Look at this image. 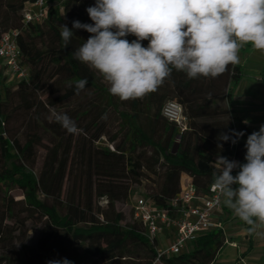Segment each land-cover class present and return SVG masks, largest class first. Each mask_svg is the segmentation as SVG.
Masks as SVG:
<instances>
[{
	"label": "trees",
	"instance_id": "16d2710c",
	"mask_svg": "<svg viewBox=\"0 0 264 264\" xmlns=\"http://www.w3.org/2000/svg\"><path fill=\"white\" fill-rule=\"evenodd\" d=\"M47 1V17L26 23L23 12L36 0H0V36L11 29L19 30L17 42L22 63L30 70L29 80L18 83L34 94L42 89L49 92L47 100L31 96L23 101L21 107L33 116L34 123L23 140L20 129L10 126L18 108L13 105L9 88L5 97H0V264H30V259L15 257L12 252L16 244L23 243L47 250L48 256L41 264L65 258L71 264H89L96 258L111 261L125 257L131 243L146 248L148 260L143 264H215L226 242L224 228L205 230L191 242V250L157 260L158 253L144 234L143 225L135 218L132 223L123 224L125 215L116 209L115 202L129 196L125 179L138 181L142 176L144 164L134 157L141 148L153 149L158 156L156 162L164 159L160 189L146 194L154 204L163 207L180 192L183 174L189 175L201 193H206L213 183L212 164L217 155L234 154L245 159L243 140L254 131L242 118L231 116V85L241 81L242 67L230 65L214 79H189L184 72L173 70L156 92L133 100L132 112H120L125 133L115 150L99 148L95 142L107 133L106 118L103 119L107 109L103 107L115 105L116 97L109 94L97 72L73 58L71 53L85 41L79 29H73L71 43L64 48L60 25L72 28L75 19H67L71 0ZM126 39L131 42L136 37L129 35ZM142 43L146 47L148 41ZM85 77L86 88L75 94V81ZM0 78L6 80L2 72ZM82 96L66 114L81 129L83 137L66 136L59 123L43 117V109L60 108ZM220 98H227L228 105L216 106L214 102ZM174 99L184 107L188 124L184 131L176 132V124L162 114L165 103ZM160 129L162 134L166 133L164 141L157 139ZM233 130L244 133L237 143L233 144L231 139L217 140L222 132L235 139ZM175 137L179 138L176 152ZM45 140L52 146L36 171L38 151ZM10 186L19 187L24 199L15 201L8 196ZM95 195L108 197V209L101 211L103 219L98 215ZM16 204L24 205L25 212H36L45 218L42 236L32 240L23 236L25 221Z\"/></svg>",
	"mask_w": 264,
	"mask_h": 264
},
{
	"label": "clouds",
	"instance_id": "9594fccd",
	"mask_svg": "<svg viewBox=\"0 0 264 264\" xmlns=\"http://www.w3.org/2000/svg\"><path fill=\"white\" fill-rule=\"evenodd\" d=\"M86 11L93 23L74 20L71 29L60 25L64 48L73 29L90 33L71 54L97 72L109 94L121 101L156 92L173 70L189 79L217 78L240 63L239 52L248 44L264 54V0H95ZM129 35L136 39L129 42ZM87 84L86 77L75 81V94ZM53 117L69 134L80 133L66 113L53 112ZM243 135L233 130L232 139L222 132L217 140L235 144ZM245 148L242 164L217 155L212 189L251 234L264 238V124L248 135Z\"/></svg>",
	"mask_w": 264,
	"mask_h": 264
},
{
	"label": "rangeland",
	"instance_id": "374dc122",
	"mask_svg": "<svg viewBox=\"0 0 264 264\" xmlns=\"http://www.w3.org/2000/svg\"><path fill=\"white\" fill-rule=\"evenodd\" d=\"M94 4H95V0H71V9L67 14V19L70 21H72V19L79 20L81 23H88V24L93 23L90 20L86 9L90 6H93ZM0 10L2 11L1 8ZM79 30L81 36L86 41L91 34L83 29H79ZM1 72L4 75L3 70L0 66V73ZM102 81L106 86H108L107 83L103 80V78ZM7 88H9L10 90V96L14 102L13 105L16 108H18L16 113H14V118L11 120L10 126H15L16 128L20 129L19 136L23 140L25 137V132L31 130L34 127V123L32 120L33 116L28 115L24 110V108L21 107L23 105L22 104L23 101L28 98L30 99L31 96L37 97L41 101L47 100L46 98L48 97L49 92L48 90H44V89L39 90L35 94L31 93L29 89L28 92L26 88L20 86L17 80L14 77H12L10 74L8 75V78L6 77V80H2L0 78V97H5V91ZM254 93H253L255 97L254 101L264 105V94H260L258 92H254ZM82 98L83 96L77 98L76 100L69 101V103H65L60 108L58 107L54 109H48V108L43 109V117L48 118L49 121L55 120L53 119L54 118L53 112L67 113V111L73 110L78 104V101ZM214 104L216 106H226V103L223 98L216 99V102H214ZM142 106L143 107H141V109L144 110L145 113L147 110L144 107V105ZM133 107H134L133 100L121 101L117 97H116L115 105L113 106L105 105V107H103V110L107 109L105 116L103 118V119L106 118L107 133L103 135L98 141L95 142V146L99 148L109 147L111 150H115L116 144L123 140V135L125 133V128L123 127V122L120 112L122 110L125 111L130 110L132 112ZM262 112L264 113V110ZM63 130L66 136L69 135V133L64 128ZM95 130L96 128H93L92 132H94ZM160 131L161 132L159 133L157 139L164 141V138H166V133L162 134L163 129H160ZM178 131H181V129L180 126L176 124V132ZM73 136L83 137L84 135L82 131H80L79 134ZM112 139L114 140L112 141ZM86 140L88 142L89 140L88 137L86 138ZM246 140L247 139H244L243 141L246 143ZM178 141L179 138L175 137V144ZM51 146L52 143L48 140H45V143L39 148L37 163L35 167L36 171L39 170L40 167L42 166L44 157L48 152V148ZM152 150L153 149H151L150 147L141 148L134 154V157L136 156L144 164L141 178L138 181H134V179H125V181H123L126 182V184H129V188H130L129 196L128 198H123L115 202L116 209L118 211L123 212L125 215L123 224L133 222L134 213L132 210V203L135 199V195L138 193L148 194V193L156 192L160 189L161 184L163 182L164 168L162 166V163L164 162V159L159 158V161L156 162L158 156L157 154L153 153ZM241 162L245 163L246 161L244 159L241 160ZM182 183H183V179L181 178V184ZM7 190H8V196L12 197L15 201L24 199L23 191L19 187L10 186L9 188H7ZM94 201L95 202L97 201L96 208L97 211H99L98 215L101 219H103L104 216L101 214V211L108 209V197L107 196L98 197L97 195H95ZM15 208L17 211H19V213H21L20 216L25 221V224L23 225V229H22L24 232L23 236L29 240L37 239L40 236H42L45 218L41 217L36 212L30 214L28 212L23 211L25 207L22 204H16ZM158 239L160 242L159 248L165 247L167 241L162 236H159ZM192 248H193V244L190 242L187 244L185 251L191 250ZM0 250L2 249L0 248ZM12 252H14L15 257L21 256L23 258L30 259V264H41V260H43L45 257L48 256V252L46 249H44L42 246L35 245L32 243L16 244ZM146 260H148V252L146 248L139 243L137 244L131 243L125 257L116 258L111 261H106L103 260L102 258H96L92 263L89 264H143L146 262Z\"/></svg>",
	"mask_w": 264,
	"mask_h": 264
},
{
	"label": "built area",
	"instance_id": "2783aa9c",
	"mask_svg": "<svg viewBox=\"0 0 264 264\" xmlns=\"http://www.w3.org/2000/svg\"><path fill=\"white\" fill-rule=\"evenodd\" d=\"M49 6L47 0H36L33 6L24 10V21L44 20ZM18 34V29H11L0 36V66L4 76L8 78L10 74L17 82H21L29 80L30 70L22 63ZM162 114L180 126L181 131L188 128L184 107L179 101H167ZM227 158L242 164L234 154ZM235 173L236 170L233 175ZM223 204V197L213 191L212 184L206 193H201L193 181L188 179L181 184L180 192L168 201L167 207L156 205L148 195L138 193L132 203V210L134 218L143 225L144 234L156 248L159 260L164 255L180 254L203 231L223 228L218 219ZM159 236L167 241L165 247L159 248Z\"/></svg>",
	"mask_w": 264,
	"mask_h": 264
},
{
	"label": "crops",
	"instance_id": "0c3cea01",
	"mask_svg": "<svg viewBox=\"0 0 264 264\" xmlns=\"http://www.w3.org/2000/svg\"><path fill=\"white\" fill-rule=\"evenodd\" d=\"M239 56L242 78L237 85H231L234 95L231 116L242 118L253 131H259L264 124V105L254 101L253 93L264 94V54L248 44L241 48ZM224 101L227 106V98ZM182 179L184 183L190 177L184 174ZM218 219L225 230L226 242L215 264H264V238L251 234L249 226L224 204Z\"/></svg>",
	"mask_w": 264,
	"mask_h": 264
},
{
	"label": "water",
	"instance_id": "95a60500",
	"mask_svg": "<svg viewBox=\"0 0 264 264\" xmlns=\"http://www.w3.org/2000/svg\"><path fill=\"white\" fill-rule=\"evenodd\" d=\"M178 149V142H176V144L174 145V152H176Z\"/></svg>",
	"mask_w": 264,
	"mask_h": 264
}]
</instances>
